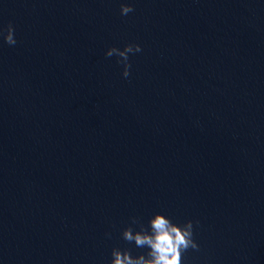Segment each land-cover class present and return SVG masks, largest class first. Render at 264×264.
I'll use <instances>...</instances> for the list:
<instances>
[{
    "label": "water",
    "instance_id": "1",
    "mask_svg": "<svg viewBox=\"0 0 264 264\" xmlns=\"http://www.w3.org/2000/svg\"><path fill=\"white\" fill-rule=\"evenodd\" d=\"M129 63L0 138V264L146 255L122 232L156 214L193 222L182 264H264V0H225Z\"/></svg>",
    "mask_w": 264,
    "mask_h": 264
},
{
    "label": "clouds",
    "instance_id": "2",
    "mask_svg": "<svg viewBox=\"0 0 264 264\" xmlns=\"http://www.w3.org/2000/svg\"><path fill=\"white\" fill-rule=\"evenodd\" d=\"M121 15H127L134 9L128 5H121ZM14 27L11 23L6 29H0V37L5 43L14 46L17 41L14 38ZM6 33V34H5ZM139 45L128 44L123 51L113 47L106 52L107 57L116 55L122 63L124 78L129 77L131 64L129 54L141 52ZM133 224L138 221L133 218ZM197 224L199 221L196 222ZM123 240L132 243L138 248H146V255L133 257L128 250L121 251L114 248L111 252V264H182V255L189 249L199 251V245L194 239L193 222L187 221L183 225L174 224L164 215L156 214L152 217L147 227L140 225V230L134 232L131 227L122 232Z\"/></svg>",
    "mask_w": 264,
    "mask_h": 264
}]
</instances>
